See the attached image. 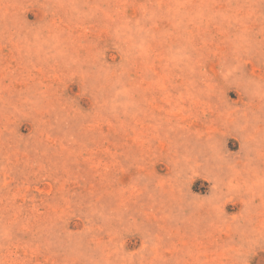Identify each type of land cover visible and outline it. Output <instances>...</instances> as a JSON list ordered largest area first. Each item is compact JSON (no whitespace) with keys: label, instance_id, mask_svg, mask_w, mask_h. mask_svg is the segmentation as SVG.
<instances>
[{"label":"rangeland","instance_id":"rangeland-1","mask_svg":"<svg viewBox=\"0 0 264 264\" xmlns=\"http://www.w3.org/2000/svg\"><path fill=\"white\" fill-rule=\"evenodd\" d=\"M0 264H264V0H0Z\"/></svg>","mask_w":264,"mask_h":264}]
</instances>
